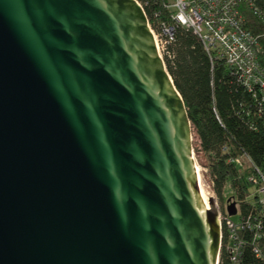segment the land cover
I'll use <instances>...</instances> for the list:
<instances>
[{
    "label": "water",
    "instance_id": "water-1",
    "mask_svg": "<svg viewBox=\"0 0 264 264\" xmlns=\"http://www.w3.org/2000/svg\"><path fill=\"white\" fill-rule=\"evenodd\" d=\"M219 239L142 8L0 0V264H217Z\"/></svg>",
    "mask_w": 264,
    "mask_h": 264
},
{
    "label": "built area",
    "instance_id": "built-area-1",
    "mask_svg": "<svg viewBox=\"0 0 264 264\" xmlns=\"http://www.w3.org/2000/svg\"><path fill=\"white\" fill-rule=\"evenodd\" d=\"M134 1L146 16L163 63L164 58L174 59L169 46L175 40L176 30L183 28L191 31L202 44L211 65L215 60L224 61L248 94L244 104L247 128L251 131L264 130V0H159L172 24L158 21L154 26L149 23L144 10L150 4ZM151 13V18H159L160 12ZM246 15L252 18V24ZM222 153L228 155L226 163L237 168L251 188L243 201L231 197L222 207L217 202L220 229L217 264H224L221 255H225L226 264H244L243 251L246 247H250L256 259L264 262L259 245L264 241V153L260 163L254 162L244 150L230 153L228 145L222 147ZM196 167L201 170L197 162ZM202 170L208 176L215 198L209 168L206 166ZM243 203L250 206L246 214L241 211ZM230 204H234V215H229L227 211Z\"/></svg>",
    "mask_w": 264,
    "mask_h": 264
},
{
    "label": "trees",
    "instance_id": "trees-1",
    "mask_svg": "<svg viewBox=\"0 0 264 264\" xmlns=\"http://www.w3.org/2000/svg\"><path fill=\"white\" fill-rule=\"evenodd\" d=\"M147 1L145 13L151 25L158 21L172 22L161 8L159 0ZM153 11L160 12L158 19L151 18ZM250 24L252 18L246 15ZM174 42L169 46L174 59L164 58V64L173 85L184 103L192 128V134L198 140L199 151L207 158L209 179L213 182V191L222 207V192L229 185L234 198L243 201L248 197L251 186L244 175L232 165L226 163L227 154L222 147L228 145L230 153L236 150L247 152L254 162L260 163L264 153V130L251 131L247 128L244 104L248 94L239 85L236 77L222 60H215L213 65L202 44L191 31L178 28ZM198 154V153H197ZM250 210L247 204L241 205L242 213ZM264 254V241L259 243ZM244 264H264L256 259L250 247L244 248ZM225 262V255H221Z\"/></svg>",
    "mask_w": 264,
    "mask_h": 264
},
{
    "label": "rangeland",
    "instance_id": "rangeland-1",
    "mask_svg": "<svg viewBox=\"0 0 264 264\" xmlns=\"http://www.w3.org/2000/svg\"><path fill=\"white\" fill-rule=\"evenodd\" d=\"M193 136V155L195 157V160L197 162V164L199 165V167L201 168V170L199 169V172H200V182H201V186H202V189L204 190V192L207 194V195H210L212 196V189L211 187L209 186L210 185V182L208 180V176L206 175L205 172H203L202 168L205 167L204 165L207 164V158L202 154V153H199V151H195L194 149H198V140L197 138L192 134ZM198 153V154H197ZM215 198H217V196L214 194ZM213 197V196H212ZM231 197H234V192L233 190L230 188L229 185H226L223 189V192H222V200L224 202H226L229 198ZM214 198V197H213ZM219 201L218 198H217V202L219 204ZM220 205V204H219Z\"/></svg>",
    "mask_w": 264,
    "mask_h": 264
},
{
    "label": "bare ground",
    "instance_id": "bare-ground-1",
    "mask_svg": "<svg viewBox=\"0 0 264 264\" xmlns=\"http://www.w3.org/2000/svg\"><path fill=\"white\" fill-rule=\"evenodd\" d=\"M197 174H198V177H199V188H200V191H202L203 193H205L204 190L202 189L201 182H200V172H199V168H197Z\"/></svg>",
    "mask_w": 264,
    "mask_h": 264
}]
</instances>
